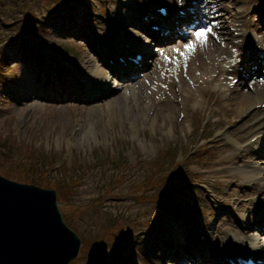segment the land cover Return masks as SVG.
Returning <instances> with one entry per match:
<instances>
[{
  "label": "rangeland",
  "instance_id": "1",
  "mask_svg": "<svg viewBox=\"0 0 264 264\" xmlns=\"http://www.w3.org/2000/svg\"><path fill=\"white\" fill-rule=\"evenodd\" d=\"M37 1L39 0H32V3ZM80 1L81 5L86 6L90 12L96 32L104 30L111 23L120 24L126 20L128 13L118 6L120 3L117 5L116 0H92L91 3L89 0ZM224 2L235 7L234 0H224ZM257 3L244 6L245 17L240 20H248L250 12H256ZM31 12L39 14L43 11L38 5L32 7ZM26 14L27 11L23 9L21 14H16V16L21 17ZM10 17L11 15L8 18L10 19ZM223 21L226 22L224 27L227 28L229 19L224 14ZM60 24L61 20H58L57 25ZM18 25L23 24L19 23ZM24 29V32L30 30L27 26ZM53 29L48 25L40 27V30L45 31L50 39L54 40L53 46L57 47V51L62 50L64 41L65 47L72 45L77 50L79 48L82 57L89 55L92 59L95 58L85 40L67 36L62 32L57 33V31L54 34ZM60 30L63 31V27ZM64 32L67 31L64 30ZM219 32L226 34L228 31L222 29ZM10 33V29L0 30V34L5 35L2 39L3 35L0 36V57L9 53L5 47L7 43L5 44L4 41L14 37V35H9ZM224 37L227 36L224 35ZM208 40L212 41L211 35ZM215 42L217 41L211 43L207 50L196 55L192 64L193 71L200 69L198 64H207L205 58L208 51L214 52L221 48V45L215 46ZM153 60H155V56ZM12 63L15 64V69L19 66L17 61H12ZM24 68L25 66L20 67L21 74H23ZM152 71L154 70L150 67L148 74L142 75L138 80L122 83L118 95L83 109L81 118H77V113L71 111L72 109H67V106L51 108L50 111L44 107V104H38L34 109L27 110L16 104L8 103L6 95L0 90V97L3 98L0 101V165L5 166L10 161L11 165L6 168L21 170L20 166H14L11 155L13 152H16L17 155L27 154L26 162L32 161L36 165L37 174L35 177L38 180L41 179L42 182L56 186V189L61 191L64 204L60 207L64 209L63 215L68 224L82 235L88 247L97 237L99 231L101 232L102 212L109 207L108 200L114 199L110 195H121L132 201H137L142 197L137 198L135 192L141 182L150 181L149 176L154 171V167H160L162 171H169L172 161L176 163L182 161L189 152L199 149L202 145L205 146L212 139L225 138L224 132L229 125H225L222 129L220 127L214 129L216 125L214 121L211 120L208 123V119L204 118L202 125L208 126L205 133L195 130L191 137L187 134H185V138L177 135L175 119L178 107L173 102L174 95L172 92L167 93L165 97L169 99V102L166 100L157 104L161 95H155L153 92L155 82ZM146 79H150V81ZM243 87L244 85H241L235 92V97L238 99H241L242 94L245 95L240 106L250 103L249 91H245ZM136 89L139 91L133 95L136 97L135 99L130 92ZM123 98L126 99L123 100ZM147 105H151V107L158 105V107L149 110ZM19 107L20 110L17 111ZM205 111L206 108L203 107V112ZM216 115L226 119L227 109H221ZM154 116L157 117L156 121ZM188 117L190 120H194L192 113H188ZM233 124L239 125L241 120L237 119ZM210 129L216 133L212 139L204 141L207 136H211ZM219 155L223 154L211 151L207 159L215 160ZM16 159H20V157ZM155 159L158 161L154 167L150 168V162ZM187 162L189 161L187 160ZM125 165L131 171L128 177L125 175L124 177H132V179L127 182L116 180L122 176L120 167ZM186 168L185 164L179 171ZM46 171H49V176L44 175ZM203 171V166L199 165L198 168L192 169V174L188 172L187 175H182L184 180L193 186V191L190 192V201L198 200L199 195H202L198 189L201 193L202 190L195 184L199 181L195 180L193 176L199 175ZM41 172L42 175H40ZM112 174H117L118 177L115 176L113 181L108 183ZM210 174L211 180L222 181V177H219L217 173L211 171ZM168 188H170L169 185L164 183L156 187L155 194L152 196H155L158 206L162 204L163 195L169 191ZM181 189L186 193V187ZM197 192L198 194H196ZM71 203L85 208L75 209ZM98 239L100 242H104V236L101 233L98 235ZM82 254L88 257L86 256L87 251ZM82 263L83 260L80 264Z\"/></svg>",
  "mask_w": 264,
  "mask_h": 264
},
{
  "label": "water",
  "instance_id": "2",
  "mask_svg": "<svg viewBox=\"0 0 264 264\" xmlns=\"http://www.w3.org/2000/svg\"><path fill=\"white\" fill-rule=\"evenodd\" d=\"M54 202L53 192L3 180L0 185V264H26L21 251L26 250L28 242L45 225L62 224ZM46 256L45 260L49 261L56 256V251L50 248Z\"/></svg>",
  "mask_w": 264,
  "mask_h": 264
},
{
  "label": "bare ground",
  "instance_id": "3",
  "mask_svg": "<svg viewBox=\"0 0 264 264\" xmlns=\"http://www.w3.org/2000/svg\"><path fill=\"white\" fill-rule=\"evenodd\" d=\"M240 42H242V39L240 40ZM258 95H259V92H258ZM262 96H264V94L260 95V98ZM258 113H259V111H254L252 113H247V111H246L245 112L246 121L244 122V124L241 127V129L249 130V133H252L253 134L252 136H255L257 134L256 132L258 130L259 124L256 123V117L258 116ZM237 116H238V114H233L232 115V118H236ZM238 146H239V144H238V142H236L235 147H238ZM255 147H256V144L252 145L249 148H246V147H244V145H242V150L243 151H248L249 149H254ZM222 164H233V159H226L225 158V159L222 160Z\"/></svg>",
  "mask_w": 264,
  "mask_h": 264
},
{
  "label": "snow or ice",
  "instance_id": "4",
  "mask_svg": "<svg viewBox=\"0 0 264 264\" xmlns=\"http://www.w3.org/2000/svg\"><path fill=\"white\" fill-rule=\"evenodd\" d=\"M213 34V27L212 26H209V27H206V28H201L199 30H197L194 35H195V39L197 41V43L200 45V46H203L207 43L208 41V37L210 35ZM196 44H188L186 45V47L190 50V51H194L195 48H196ZM167 59V57H166Z\"/></svg>",
  "mask_w": 264,
  "mask_h": 264
}]
</instances>
